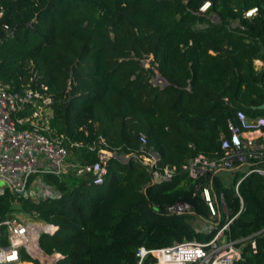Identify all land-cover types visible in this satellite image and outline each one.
<instances>
[{
  "label": "trees",
  "instance_id": "trees-1",
  "mask_svg": "<svg viewBox=\"0 0 264 264\" xmlns=\"http://www.w3.org/2000/svg\"><path fill=\"white\" fill-rule=\"evenodd\" d=\"M205 2L206 12L195 14ZM252 8L257 13L245 18ZM149 57L153 68H144ZM255 60L264 61V0H0V80L21 92L36 74L32 87L47 86L58 135L102 137L126 157L110 158L99 186L86 176H46L57 193L38 204L5 191L0 222L25 215L57 226L38 239L46 255L61 257L55 264H137L140 247L207 243L228 224L221 234L240 251L233 264H264V177L192 179L182 168L219 155L237 111L264 117V72ZM154 71L167 86L151 82ZM141 134L160 168H176L169 181L151 184L135 159ZM95 160V153L71 151L72 162ZM202 187L219 214L209 231L191 222L210 216ZM179 202L192 214L167 211ZM144 264L155 259L148 255Z\"/></svg>",
  "mask_w": 264,
  "mask_h": 264
},
{
  "label": "built area",
  "instance_id": "built-area-1",
  "mask_svg": "<svg viewBox=\"0 0 264 264\" xmlns=\"http://www.w3.org/2000/svg\"><path fill=\"white\" fill-rule=\"evenodd\" d=\"M209 6L210 3L205 2L195 14L206 12ZM256 13L257 8H252L244 13V17L251 18ZM5 28L7 29L6 26ZM254 67L257 71L264 72V61L255 60ZM35 78L36 74L21 92L14 91L9 84L0 80V181L4 182L0 196L8 191L17 198L30 199L38 204L40 200L57 193V189L47 185L43 178H62L68 171L77 176H86L92 185H102L107 175L108 161L115 153L107 148L102 137L89 142L58 135L51 128V94L43 84L39 88L32 87ZM67 85L69 90L70 80ZM226 124L228 135L220 136L219 155L212 159L197 156L182 168L192 179L220 172H240L245 174L244 177L255 173L264 177V117L249 118L237 111ZM140 142L142 149L135 159L147 168L151 184L169 181L176 168H160L157 165L158 155L145 147L146 138L143 134L140 135ZM80 149L95 153L96 160L91 163L72 162L71 151ZM239 182L235 186L238 197ZM199 194L206 203L210 216H215L210 188L202 187ZM167 211L180 215L189 212L190 207L188 203L179 202ZM227 225L207 243L184 241L153 250L140 247L136 253L137 264H144L148 255L155 259V264H233L240 258L236 242H228L223 247H219L217 243L218 236ZM32 226L48 228L36 233L37 247L38 237L42 233L52 236L58 228L54 225L29 224L17 215L0 222V264H33L26 258L34 259L30 249ZM1 227L5 228V233H2Z\"/></svg>",
  "mask_w": 264,
  "mask_h": 264
},
{
  "label": "rangeland",
  "instance_id": "rangeland-1",
  "mask_svg": "<svg viewBox=\"0 0 264 264\" xmlns=\"http://www.w3.org/2000/svg\"><path fill=\"white\" fill-rule=\"evenodd\" d=\"M141 62H142V65H143V67L144 68H153L152 67V57H149V58H144V59H142L141 60ZM155 72V75L152 77V79H151V82L152 83H154V81H155V79H156V75H157V73L158 72H156V71H154ZM162 84L160 83V81L159 80H157L156 81V86H161ZM225 173V177H226V179H228L229 177H231V174L232 173H227V172H224ZM68 174H71V175H74L75 176V174H74V172H72V171H68V173L67 174H65L64 175V177L65 176H67ZM218 174V173H217ZM63 177V176H62ZM63 177V178H64ZM43 180L45 181V178H43ZM33 181V179L31 180V182ZM46 183V182H45ZM48 185V184H47ZM4 187V182H2V181H0V189L1 188H3ZM187 213H189V214H192L191 213V211H189V212H187ZM17 216H19L20 218H22L25 222H27V223H29V224H41V225H44L43 223H40V222H37V221H35L34 219H31V218H29V217H27V216H25V215H17ZM218 220H219V214L218 213H216V215L215 216H209L207 219H201V218H194V219H192V224L197 228V229H199V230H203V231H209L210 229H212V227L213 226H215V225H217V223H218ZM33 227H35V228H37V226H32V228ZM39 228H43V227H40V226H38ZM43 229H45V228H43ZM218 246L219 247H223V246H225L227 243H228V241L222 236V234H220L219 236H218ZM235 251V250H234ZM36 255V254H35ZM48 260L49 261H47V262H50L51 260H50V258H48Z\"/></svg>",
  "mask_w": 264,
  "mask_h": 264
},
{
  "label": "water",
  "instance_id": "water-1",
  "mask_svg": "<svg viewBox=\"0 0 264 264\" xmlns=\"http://www.w3.org/2000/svg\"><path fill=\"white\" fill-rule=\"evenodd\" d=\"M157 80L160 81V83L162 84V86H167V85H168V82H167L164 78H162V77L160 76L159 73H157V75H156V79H155V81H154V83H153L155 86H156V81H157ZM258 109H260V110H264V105L259 106ZM113 156H114V157H119L122 161H125V160H126V157H125V156H118L117 154H114ZM45 225H46V226H49L48 224H45ZM38 238H39V237H38ZM38 249L40 250V252H41L44 256L50 258V260H51L50 262H44V261L40 260L39 258L34 257V259H37L41 264H55L56 261H57L58 259L61 258V257H60L59 255H57V254H55V255H51V256L46 255V254L40 249V247H39V243H38ZM56 258H58V259H56Z\"/></svg>",
  "mask_w": 264,
  "mask_h": 264
},
{
  "label": "bare ground",
  "instance_id": "bare-ground-1",
  "mask_svg": "<svg viewBox=\"0 0 264 264\" xmlns=\"http://www.w3.org/2000/svg\"><path fill=\"white\" fill-rule=\"evenodd\" d=\"M45 228V229H43ZM43 228H37V229H34L31 227L30 231H31V244H30V249H31V253L34 257L36 258H39L40 260L44 261V262H47L49 261L48 260V257L44 256L40 250L38 249V247L36 246V242H35V237H36V233L39 231V230H46L48 228L46 227H43ZM36 254V255H35Z\"/></svg>",
  "mask_w": 264,
  "mask_h": 264
},
{
  "label": "crops",
  "instance_id": "crops-1",
  "mask_svg": "<svg viewBox=\"0 0 264 264\" xmlns=\"http://www.w3.org/2000/svg\"><path fill=\"white\" fill-rule=\"evenodd\" d=\"M34 229H37V228H39L38 226H37V228H35V227H33Z\"/></svg>",
  "mask_w": 264,
  "mask_h": 264
}]
</instances>
